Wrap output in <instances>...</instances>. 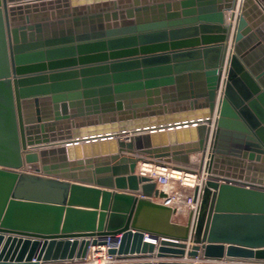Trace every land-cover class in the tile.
<instances>
[{
  "label": "water",
  "instance_id": "95a60500",
  "mask_svg": "<svg viewBox=\"0 0 264 264\" xmlns=\"http://www.w3.org/2000/svg\"><path fill=\"white\" fill-rule=\"evenodd\" d=\"M238 1L0 0V264L109 238L116 264H264V0L229 57ZM140 163L207 172L186 223Z\"/></svg>",
  "mask_w": 264,
  "mask_h": 264
},
{
  "label": "built area",
  "instance_id": "2783aa9c",
  "mask_svg": "<svg viewBox=\"0 0 264 264\" xmlns=\"http://www.w3.org/2000/svg\"><path fill=\"white\" fill-rule=\"evenodd\" d=\"M149 176L156 181L160 190L166 192L167 196L158 200L166 205L175 207L180 213L182 210H197L198 202L194 201L193 190L196 185H203L208 174L203 171L199 173L184 172L174 168L172 164L156 165L150 164ZM178 213V214H179ZM111 246L110 238L108 244L91 246L90 251L82 264H116L117 260L108 253Z\"/></svg>",
  "mask_w": 264,
  "mask_h": 264
},
{
  "label": "crops",
  "instance_id": "0c3cea01",
  "mask_svg": "<svg viewBox=\"0 0 264 264\" xmlns=\"http://www.w3.org/2000/svg\"><path fill=\"white\" fill-rule=\"evenodd\" d=\"M230 12V11H229ZM229 12H227V23L228 22H231L232 24H233V31H234V24H235V22L234 21H232L231 19H230V15H231V13H229ZM228 16H229V18H228ZM231 36H232V29H231V35H230V38H231ZM199 158H200V155H198V156H195L194 157V162H198L199 161ZM154 161L155 162H157L156 161V159H154ZM141 165V163L139 164V166ZM139 166H138V169H137V172L139 171ZM190 168H192V169H198V168H196V167H190ZM107 190H109V189H107ZM188 214H189V210H187V209H184V210H182L179 214H177V215H175L174 216V218L177 220V221H179V222H181V223H186V221H187V218H188ZM179 215H183V216H179ZM183 217L184 219H178L177 217ZM191 244L192 243H189V245L191 246ZM148 260H154V258H151V259H136V260H128V261H148ZM158 260H167V261H184V262H195V263H198V262H202V263H209V261H205V260H200L199 258L198 259H191V258H189V257H184V258H181V259H177V258H169V259H158ZM210 263H213V264H229L228 262H226V261H210Z\"/></svg>",
  "mask_w": 264,
  "mask_h": 264
},
{
  "label": "bare ground",
  "instance_id": "6f19581e",
  "mask_svg": "<svg viewBox=\"0 0 264 264\" xmlns=\"http://www.w3.org/2000/svg\"><path fill=\"white\" fill-rule=\"evenodd\" d=\"M238 3H239V5L234 10V17H233V19H231L232 21L235 22V24H234V31H233V26H232V36H231L230 41H229V53H228L229 54L228 55L229 57L233 53V45H234L235 33H236V30H237V27H238L239 17H240L241 12H242V0H239ZM229 13H231V12H229ZM228 18H229V16H228ZM216 118H217V114H215L213 123H215ZM213 127H214V125H213ZM150 166H151L150 164H142L141 163V165L139 166V168H141L142 170H144V172H146L147 174H149V168H150ZM205 173H207V172H205ZM204 182H205V180L203 181V183ZM179 216H183V215H179Z\"/></svg>",
  "mask_w": 264,
  "mask_h": 264
},
{
  "label": "rangeland",
  "instance_id": "374dc122",
  "mask_svg": "<svg viewBox=\"0 0 264 264\" xmlns=\"http://www.w3.org/2000/svg\"><path fill=\"white\" fill-rule=\"evenodd\" d=\"M177 218H178V219H184L183 217H179V216H178Z\"/></svg>",
  "mask_w": 264,
  "mask_h": 264
}]
</instances>
